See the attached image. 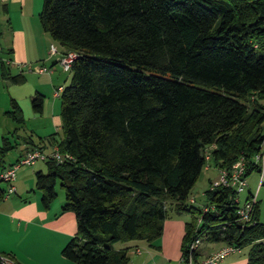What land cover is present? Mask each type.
<instances>
[{
	"label": "trees",
	"instance_id": "obj_1",
	"mask_svg": "<svg viewBox=\"0 0 264 264\" xmlns=\"http://www.w3.org/2000/svg\"><path fill=\"white\" fill-rule=\"evenodd\" d=\"M42 2L41 28L77 57L59 95L62 137H46L72 160H46L35 187L48 208L59 182L62 212L75 215L65 259L129 264L128 248L115 250V243L152 245L166 219L195 215L187 199L205 154L218 171L240 158L246 177L259 171L252 158L264 142V0ZM1 75L25 82L4 63ZM31 107L41 114L43 96L35 94ZM5 114L16 135L25 119L14 100ZM24 141L29 151L41 150L31 137ZM15 146L3 138L0 163ZM5 194L0 187V203ZM205 197L207 206L196 211L200 223L185 224L182 257L206 238L240 251L248 246L247 264H264L258 202L243 223L232 189L209 188ZM208 206L214 210L203 213Z\"/></svg>",
	"mask_w": 264,
	"mask_h": 264
},
{
	"label": "crops",
	"instance_id": "obj_2",
	"mask_svg": "<svg viewBox=\"0 0 264 264\" xmlns=\"http://www.w3.org/2000/svg\"><path fill=\"white\" fill-rule=\"evenodd\" d=\"M0 6L5 8H0V147L3 138H8L16 145L12 151H18L7 166L0 163V170H4L29 152L19 132L13 135L17 126H10L3 120L9 119L5 113L10 109V101L14 100L22 113L25 111L28 116H41L43 111L41 114L31 111L28 100L33 94H43L44 91L40 87L42 84H47L49 80L54 82L55 72L52 68L59 64L63 49L60 47L57 55L50 54V45L55 41L41 28L38 19L42 9L41 0H0ZM6 35L8 41H5ZM2 63L11 76L21 75L25 82L17 85L5 80L1 75ZM45 64L49 65L50 69ZM29 65L42 66L50 71L29 72ZM34 74L42 78H34ZM62 88L59 87V91ZM42 96L44 98V95ZM52 130L51 123L36 130L38 140L35 143L45 154H50L56 148L51 147L46 139L55 134ZM14 136L21 137V146L14 140ZM48 147L52 149L48 150ZM36 164L37 161L31 168H19L18 172L16 171L13 183L15 193L0 203V254L9 256L17 264H75L61 255L63 248L76 233L75 215L62 212L63 198L56 204L53 202L48 208L42 206L41 193H37L35 187V173L42 171V166ZM188 222L187 213L171 216L164 221L161 236L152 245L144 241H130L114 249L128 248L129 264H180L181 244L185 224ZM201 246L200 244L196 252V258L199 260L225 245L219 248ZM240 253L241 251L231 253L218 264H247L246 258L236 257Z\"/></svg>",
	"mask_w": 264,
	"mask_h": 264
},
{
	"label": "rangeland",
	"instance_id": "obj_3",
	"mask_svg": "<svg viewBox=\"0 0 264 264\" xmlns=\"http://www.w3.org/2000/svg\"><path fill=\"white\" fill-rule=\"evenodd\" d=\"M42 3L43 2L41 0V6H42ZM4 34H6V33L4 32ZM8 40H9L8 35H6L5 41H8ZM53 45H55L58 49L60 48L58 43L54 42ZM45 65L47 68H49V65H47V64H45ZM49 69H47V70L50 71ZM52 70H53V72H55L54 73V75H55L54 82L51 83L49 80V82L47 84H42L40 86L44 91L42 94V95H44L42 115L41 116L36 115L35 117H31V116H28L27 114H25V111L23 113L25 123H24L23 128H21V130L18 132H19V136L23 137L24 139L31 137L34 142H37L38 132H36V130L39 129V127H42L43 125L49 126L50 123L52 125V129H53L52 131L54 133H56V136H55L56 140L59 141L62 137L61 120H60V100H59V95H60L61 91H59V87L64 88L69 83L71 73H70V71L69 72L63 71V69L59 66V64H57L56 68H54V69L52 68ZM34 76H36L34 78H42V77H37L36 74H34ZM55 95H57V96H55ZM33 97H34V94L31 97V99L28 100V105H29L31 111L33 110L31 107V100ZM260 104H262L264 106V99L260 101ZM247 105L250 106V104L248 102H247ZM3 120L8 122L7 124H9L10 126H13V127L16 126L9 119L5 118ZM262 129H263V133H264V122L262 124ZM21 137H15V136L13 137L14 140H16L20 144L19 146L22 145ZM51 149L52 148L48 147V150H51ZM262 150H264V142L262 144ZM17 153H18V151H12V150L9 151L3 157L2 163H5V165L7 166L9 164V162L15 158V154H17ZM36 165L42 166V168H41L42 171L46 172L47 167H46L45 161L39 160V161H37ZM31 167L32 166H22V167H20V169L25 170V169L31 168ZM218 179H219V171L213 167L211 162H207L206 165L204 166L199 178L197 179L196 183L192 187L190 194H189V197L187 199V204L189 206H191L195 212L194 216H192L189 213L187 214V218H188L189 223L193 222L195 225L199 224V218L200 217L198 216L196 211L201 209L203 206H207V200L205 197V192L209 189L210 183L217 182ZM258 179H259V174L256 171L251 172L249 174V176H247L248 187L245 189L244 192L239 194V201H240V204H243L245 199L248 197V193H251L255 197V200L258 202L259 219L262 221L261 223L264 224V186H260V187L258 186V183H259ZM0 187L7 191L8 190V183L1 181ZM55 191H56L57 197L54 200V204H56L62 198L64 199V193H63L62 188L60 187L59 182H57L55 185ZM36 192L40 193L39 191H36ZM201 245H202L201 248L202 247L219 248V247L223 246L224 244L223 243L210 242L206 238H203ZM120 246H122V243H115L113 245L114 248H117ZM248 250H249L248 246L242 248L241 253L239 255H237L236 257L246 258V263H247V252H248ZM221 262L222 261H220V263Z\"/></svg>",
	"mask_w": 264,
	"mask_h": 264
},
{
	"label": "built area",
	"instance_id": "obj_4",
	"mask_svg": "<svg viewBox=\"0 0 264 264\" xmlns=\"http://www.w3.org/2000/svg\"><path fill=\"white\" fill-rule=\"evenodd\" d=\"M50 54L57 55L59 53L58 48L51 44L50 45ZM77 55L75 52L69 51L65 53H60L59 65L65 72H69L71 69V65L73 61L76 59ZM29 72L36 73H45L49 72L47 68L42 66H31L28 67ZM213 147H211L212 149ZM48 159H53L57 162H63L64 160H72V157L67 154H60L57 148H54L50 154H45L41 150H34L27 152L17 163L13 164L7 169L0 170V181L8 183V190L6 191L5 198L15 193V187L13 185L16 178V171L22 166H31L36 161H46ZM210 160L209 153L205 154L206 163ZM252 162L255 166L258 167L259 171V183L258 186H262L264 182V150L256 153ZM246 162L243 158H240L230 169L219 170V179L217 182L211 183L209 188L212 190L216 187L223 186L226 188H230L235 193L234 202L239 206L237 210V215L241 222L248 223L251 222L255 197L252 196L248 200L245 199L243 204H240L239 194L244 192L248 187L247 177H246ZM214 208L212 206L204 207L202 212H210L213 211ZM201 219L199 218V223ZM201 244V240L199 238L195 239L191 244H189L187 250V254L183 255L181 258L180 264H218L222 261L226 256L231 253L239 252L240 250L233 247L225 245L223 248L217 250L211 255L207 256L204 259H197L196 252ZM0 264H15V262L7 255L0 254Z\"/></svg>",
	"mask_w": 264,
	"mask_h": 264
}]
</instances>
